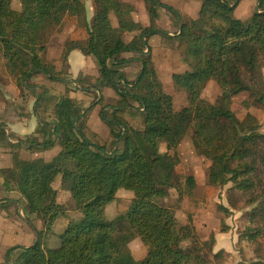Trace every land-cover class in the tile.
<instances>
[{"label": "trees", "instance_id": "16d2710c", "mask_svg": "<svg viewBox=\"0 0 264 264\" xmlns=\"http://www.w3.org/2000/svg\"><path fill=\"white\" fill-rule=\"evenodd\" d=\"M93 1L89 23L85 0H0V57L17 84L28 87L39 75L66 84L64 79L69 77L76 90L91 97L87 106L68 91L57 96L53 89L41 88L34 112L44 125L17 137L15 144L32 154L51 151L59 142L64 147L52 161L26 160L21 152L14 153L12 167L0 169L2 190L16 195L12 200L20 218L18 206L44 222L33 245L4 249V264H223L230 255L223 249L215 251L216 232L204 240L192 225H179L176 213L197 182L194 176L182 182L175 158L164 148L181 144L173 127L187 124L195 148L205 154L210 186L224 188L233 182L245 191L255 186L253 176L264 172V134L256 123L237 118L232 100L245 98L264 108V25L236 18V0H185L200 4L199 23L184 21L179 9L161 0H145L151 26L135 33L133 6L122 0ZM258 1L264 11V0ZM159 8L168 9L178 22L176 37L187 61L185 70L172 75L173 86L191 103L178 113L159 77L150 45L152 38L162 34L155 28ZM67 16L75 18L86 34L66 40L64 53L78 52L93 59L98 67L93 81L83 75L66 76L72 75L70 69L46 60L50 36ZM106 38L110 40L107 50ZM130 68L137 73H128ZM211 81L220 90L215 103L201 98ZM46 100L51 104L50 122L42 118ZM94 109L112 131L109 142L87 131ZM128 116L138 125H132ZM2 122L0 141L11 147L8 139L15 136L11 133L7 139L10 123ZM59 175L62 183L69 182L64 204L53 186ZM257 182L262 184L260 179ZM121 189L133 192L132 202L126 210L110 215L108 208ZM5 200L11 198L0 201ZM248 203L255 205L246 215L252 226L239 240L257 243L264 234V198L252 197ZM218 215L217 232L228 234L231 211L220 205ZM59 219H65L67 227L59 246L50 249L47 239ZM127 233L143 242L144 255L130 250L124 239Z\"/></svg>", "mask_w": 264, "mask_h": 264}, {"label": "rangeland", "instance_id": "374dc122", "mask_svg": "<svg viewBox=\"0 0 264 264\" xmlns=\"http://www.w3.org/2000/svg\"><path fill=\"white\" fill-rule=\"evenodd\" d=\"M122 1L126 2L125 0ZM129 1L133 2L132 4L128 2L126 3L133 6L134 8V11L131 15L133 17V20L136 22L135 33H137V23L141 28L140 30L146 27H150V18L145 0ZM225 1L231 3L234 0ZM137 2H140V4L143 5L144 13L146 15V19L144 20L134 17V15L139 16L140 14L138 13V11H141L137 10ZM161 2L163 4L170 5L179 9L184 21H195L196 23H199V3L193 2L190 4V2H186L185 0H161ZM86 3L89 4L88 1H86ZM234 5H236V9L234 11V15L236 18L243 21L256 22L260 25H264V11L260 9L258 0H236ZM258 7L260 14L256 13ZM86 10L88 14L92 16L91 8L89 7V5H87ZM159 11H161V17L156 20L155 28L158 29L160 33L165 35L159 34L155 36L151 39L150 45L152 47V55H154V60L156 61V65L158 66L157 72L159 74V77L163 83L165 91L173 96L175 102V111L176 113H178L181 109H183L184 107H188L191 103L187 94L177 90L173 86L171 74L173 75V73L175 72L185 70V68L187 67V61L184 56V51L181 47H179L178 39L176 37L178 36L179 30L178 22L175 18L172 17L168 9L159 8ZM173 22H175V24H173ZM85 34V31L77 27L75 18L67 16L64 24L58 30L54 31L50 36V41L48 42V50L46 53V60L49 63H56L60 65V67L65 66L67 69H70L72 75L67 74L66 76H73L74 78H77L79 75H83L86 76L90 81H93L94 77H96L98 73L97 65L95 67H91L90 63L91 68L87 69L89 64L86 67V60L79 53V59H75L74 56L71 57L72 53H64V44L66 40L81 39L85 37ZM167 36H171L174 38L170 39ZM80 61L83 70L79 74H74L72 70L74 66ZM69 62H71V64ZM5 63V60L0 57V124L3 123L2 121H11V125H9V127L7 126L5 131L7 133V139L8 135H11V133H13L15 137L13 139L12 137L8 139V142H11V147H4L0 141V158L4 159L0 160V166L2 165L3 161H12L14 153L19 154V152H21L20 154L23 159L31 160L32 158L42 157L46 161H52L57 157V154L64 147L62 142H60L55 149L39 154L29 153L28 151L23 150L20 145L13 144L15 142L14 140L17 139V137L37 132L39 130V127L41 125H44L40 123V119L34 112L36 99L42 91L41 88H51L56 91L57 96L59 93L68 91L72 99H75L76 101H86L87 106L90 105L91 97L76 90L74 80H68L70 79L69 77L64 79L66 82L65 84L62 82L49 80L45 76L39 75L29 81L28 87L21 88V86L17 84L16 79L11 77L7 72ZM167 64H170V66H167ZM128 73L136 74L137 70L135 68H130L128 70ZM110 93V91H106L107 95H110ZM219 94L220 90L215 85V83L211 81L205 86L204 90L202 91L201 98L210 103H215ZM111 99H113V97ZM44 107L47 110V113L44 114L42 118H44L46 122H50L51 120L49 114L51 104L46 100L44 102ZM232 108L239 120H247L249 122L256 123V125L259 126L260 133L264 134V108L258 109L255 106L251 105L245 98L239 97L232 100ZM88 118L89 126L87 125V131L96 133L102 140H106L105 142H109V139L113 137V134L111 133L112 131L110 130V128L107 127L105 123L101 122L98 114V109H94L93 111H91ZM127 119L134 126H137L139 123L137 119H133V117L131 116H128ZM173 129L174 133L177 136L181 137V144L176 148L164 149L170 150V156L173 155V157L175 158L177 171L181 172L179 174L180 179L184 183L183 180H185L186 176H193V174H195V176L199 180L203 181V175L207 172L204 166L205 154L202 150H197L195 148L193 144L192 128H190V126L187 124L176 123ZM115 135H117V132ZM190 154H196V156H192L191 160L187 162H182V158ZM199 161H201L202 164L199 163ZM193 166L196 167L195 171L193 169H189ZM60 178H62V175H59L55 178L53 186L55 187V189L60 191L58 199L60 200V203L64 204V202L69 198L66 191L69 188V182L62 183V180ZM253 179L255 180V186L248 191H245L238 184H235L233 182H230L224 188L213 187L215 190V195L213 197H211V195H208L207 192L203 191L202 187L205 185L203 184V182H201V186L200 188H198V190H200L199 192L201 197L198 200L199 204L197 205V207H195L194 210L207 211L208 207L206 206V204L208 203L212 206L211 208H209L210 211L208 212L212 216H215L216 210H218V207L220 205L228 208L232 213L231 219H233L234 226L233 228L231 227V230H234L233 235H228V238L224 241V243L220 245V249H223L221 247H224L227 251H230L232 253H229L230 257L226 259V262H224L223 264L264 263V234L261 236L257 243L248 242L246 240H239V235L243 233L247 227L252 226L249 218L246 215L255 207V205L249 206L250 204L248 203V201H250L252 197L264 198V172L260 171L258 174L253 176ZM259 179L261 180L262 184L257 182ZM208 185L210 186V184ZM2 187L3 184L1 181L0 200L5 197H10L11 200L15 198L16 195L14 193L8 194L2 190ZM194 190L186 194L190 200H194V197L196 196L195 194H193ZM12 196L14 197L12 198ZM133 197V192L127 189H121L118 192L117 200L108 208V213L110 215H115L126 210L130 206ZM200 203H202V205H200ZM18 207V212L23 216V218H26L27 221H24L20 218V215H17L19 216V218H17L15 224H19V226L22 227H27V225L31 226L33 221H38L39 226L35 227L33 224V226L36 228L34 230L35 232L30 228H27V230H22L12 235L13 241L10 246L33 245L37 239V229L40 226L44 228V222L42 219L37 218L35 215L27 214V212L24 211L21 206ZM66 208L68 210L71 209L68 203L66 204ZM8 221L10 222V220ZM19 226L17 229L21 228ZM217 226V220H215V223H209V227L212 229L216 228ZM66 227L67 221L65 219L57 220L53 227V233L47 239L48 242L46 247L50 249L57 248L60 242V235ZM31 238L32 240L35 239V241L28 243ZM124 239L127 242L128 246L132 239L137 240V244H132L131 247L129 246L130 250L139 255L145 254L147 248L136 234L133 233L132 235V233H127L124 235ZM216 249L218 248L216 247Z\"/></svg>", "mask_w": 264, "mask_h": 264}, {"label": "crops", "instance_id": "0c3cea01", "mask_svg": "<svg viewBox=\"0 0 264 264\" xmlns=\"http://www.w3.org/2000/svg\"><path fill=\"white\" fill-rule=\"evenodd\" d=\"M86 1H88L89 4H87ZM125 1L128 2V3H131V4L133 3V2H131L129 0H125ZM85 4H86V9H87V5H89V7L91 8V15L92 16H90L88 14V12H87L88 22L91 23V21L93 19V16H94V1L93 0H85ZM139 4H140V2H137L136 6H137V10H141V11H138V13L140 15L139 16L134 15V17L141 18V19L144 20V19H146V15L144 13L143 5L142 4L139 5ZM140 29L141 28L139 27V25L137 23V32L140 31ZM109 43H110V40L108 38H106L104 40V48H105V50L108 49ZM79 54L82 57L85 58L86 67L89 64L87 69L96 66L95 61H93L90 58H87V57L83 56L81 53H79ZM72 56H74L75 59H79L78 52H73L71 54V57ZM69 63L71 64V62H69ZM90 63H91V67H90ZM167 66H170V64H167ZM82 70L83 69L81 67V61H80V62H78V64H76L74 66L72 72L74 74H76V73L79 74ZM171 77H172V74H171ZM8 122L11 125L12 122L11 121H8ZM15 143L16 142H14L13 144H15ZM35 154H38V153H35ZM192 156H196V154H190V155L184 156L182 158V162H185V161L187 162V161L191 160ZM172 157H173V155H172ZM39 158H42V157H39ZM32 159H36V158H32ZM0 160H4V159L0 158ZM26 160H30V159H26ZM199 163L202 164L201 161H199ZM10 167H12V161H3L2 165L0 166V169L10 168ZM189 169H193L195 171L196 167L193 166V167H191ZM178 173L180 174L181 172H178ZM193 176L195 177L196 182H197V186H196V188L194 190V193H193L196 196L194 197V200H190L187 195L184 197L182 205H181L179 211H177V213H176V219H177L179 225H181V226H185V225H188V224L192 225L198 231V233L201 236V238L204 239V240L208 239L209 238L208 235L210 236V234L212 232H216V241H217L216 247L218 249L215 248V251L218 252L219 250H221L220 249V245L222 243H224V241L228 238L227 237L228 235H233L234 230H231L230 233H228V234H219L217 232L218 229L220 228V225H221L220 219H219V215H218V210H216L215 216L210 215L208 212L210 211L209 208H211L212 206L209 205L208 203L206 204V206L208 207L207 211H204V210L203 211H196V210H194L195 207H197V205L199 204L198 200L201 197L200 192H199L200 190H198V188H200V186H201V182H203V184H205L202 187L203 191L207 192V194L211 195V197H213L215 195V190H214L213 187H210L208 185L209 184L208 171L203 175V179H204L203 181L199 180L195 176V174H193ZM209 188H211V189H209ZM13 197L14 196H12V198ZM200 205H202V203H200ZM6 215H9L10 218H9V216H6ZM17 215L18 214H17V211H16V205L14 204V200L0 201V264H4V249L8 248V247H11L10 245H11V243L13 241V239H12L13 236L12 235H14V234H16V233H18V232H20L22 230H27V228H30L31 230L34 231L36 229L35 227L39 226V222L38 221H33L31 226H28V225H27V227L19 226V224L18 225L15 224L17 218H19V216H17ZM231 218H229L226 221V224L230 228L231 227L233 228L234 222H233V219H231ZM23 219H25V218H23ZM8 220H10V222ZM215 220H217L218 226L216 228L212 229V228L209 227V223H215ZM33 224H34L35 227L33 226ZM13 225H15V226H13ZM18 226L21 227V228L17 229ZM40 227L38 229L42 228V227L41 228ZM12 230H14V231H12ZM132 235H133V233H132ZM34 241H35V239L32 240V238H31L28 243H31V242H34ZM137 242H138L137 240H133L132 239V241L130 243L129 242L128 243H129V246L131 247L132 244H137ZM24 246H26V245H24ZM221 248L225 249L224 247H221ZM227 252L228 253H232L230 251H227Z\"/></svg>", "mask_w": 264, "mask_h": 264}, {"label": "water", "instance_id": "95a60500", "mask_svg": "<svg viewBox=\"0 0 264 264\" xmlns=\"http://www.w3.org/2000/svg\"><path fill=\"white\" fill-rule=\"evenodd\" d=\"M231 8H233V6H231ZM256 13L260 14V13H259V7L257 8ZM8 136H9V135H8ZM10 143H11V142H10Z\"/></svg>", "mask_w": 264, "mask_h": 264}]
</instances>
